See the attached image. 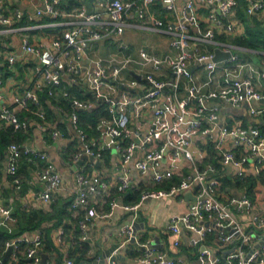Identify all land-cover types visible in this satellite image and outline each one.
Wrapping results in <instances>:
<instances>
[{
  "label": "built area",
  "instance_id": "1",
  "mask_svg": "<svg viewBox=\"0 0 264 264\" xmlns=\"http://www.w3.org/2000/svg\"><path fill=\"white\" fill-rule=\"evenodd\" d=\"M61 1L44 0V8L38 9L35 16L41 17L45 13L54 17L61 15L58 8ZM156 2L101 0V12H92L84 4L72 12L75 20L69 22L62 35L52 42V48L32 43L24 37L23 49L37 55L41 66L36 70L34 84L24 88L15 96L14 101L22 110L34 112L41 122H46L48 117L41 94L47 92L50 96L54 95L69 76L75 83L86 85L92 90L94 100L81 99L68 90L63 91V95L71 102L69 118L81 144L73 158L78 166L77 187L67 193L70 197L69 211L78 219L83 240L88 239L90 226L95 220L112 219L119 208L132 214L131 219L120 228L122 241L116 249L99 259V264H118L119 250L127 243H135L136 260L142 264H182L184 260L179 256V251L185 243L195 249L196 261L192 264H264V192L263 200L258 204V197L253 199L246 190H239L236 194H231L230 190H220L222 178L228 174L229 169L236 177L258 175L264 170V133L258 125L245 127L220 124L217 108L211 105L216 101L234 105L247 102L251 114L264 115V105H253L264 98V93L256 88L251 76L230 78L227 75L223 82L217 80L218 87L203 89L205 85L210 86L215 82L216 72L222 62L212 60L214 50L208 49V43L232 53L231 57L223 60L231 63L225 68L226 74L238 68L236 46L228 41L217 40L219 35L230 36L234 33V12L238 0H187L178 9L177 0H162L165 11L171 12V16H156L149 21L148 13ZM4 3V0H0L2 36L21 29L18 22L25 18L22 10L3 9ZM197 4L208 10L207 24L199 34L192 33V28L199 20ZM103 13H107L109 19H102ZM247 13L250 16L264 13V0H249ZM35 16L28 14L27 18L33 20ZM133 16L141 20L146 28L168 32L175 54L160 57L142 47L141 60L131 56L120 59L115 54L107 65L104 59L99 58L94 68L85 66L84 56L91 46L102 39L119 38L128 19ZM5 51L6 45L2 44L0 56ZM6 59L8 64L14 65L17 55L15 52H7ZM193 61L194 70H207L208 79L204 83L197 79L189 67ZM133 62L142 65L140 70L145 69L140 74V80H145L148 86L136 96L130 93L134 82L126 83L119 79ZM147 65L151 69L146 70ZM3 82L0 71V85ZM118 85L121 86L120 90ZM182 91L186 93L185 96L181 94ZM2 98L0 95L1 124L12 126L14 131L28 132L30 122L21 119L17 112L2 102ZM100 102H108L111 113L109 124L102 131L101 137H111L108 141L125 143L121 174L114 180L99 171H87L79 166L85 157L104 159L103 145L99 139L89 138L80 126L77 113L79 109H89ZM33 104L37 107L34 111L31 107ZM130 106H136L137 110L144 109L138 113L145 117L144 127H131ZM52 135L54 138L63 137L59 129H53ZM197 135L202 136L206 145L213 144L218 165L211 161L202 162L208 154L206 149L200 153L194 151L192 144ZM6 152L7 170L13 175L17 188L21 187V180L16 176L20 161L26 158L35 162L36 174L42 183L36 199L40 210L52 213L64 178L50 155L34 145L16 141L7 146ZM133 161L140 173L152 171L153 186L145 189L138 203L127 204L123 196L132 186L130 163ZM167 161L169 163L165 165ZM184 166L188 170L177 184L169 185L166 189L154 188L170 180ZM115 189L117 194L113 193ZM187 191L193 193L194 199L185 200L184 193ZM177 196H181V202L186 203L187 207L181 213H173L166 222L169 248H156L152 239L143 240L138 234V211L149 199ZM108 197L111 198L110 206L105 209ZM16 223L15 211L4 203L0 185V227L12 232ZM230 230L237 232V235L232 237ZM56 232L57 245L61 246L65 243L66 230L59 226ZM215 239L216 243L213 242ZM23 242L28 244L24 251L20 248ZM10 246L13 247L9 259L11 264H42L41 252H44L46 246L42 229L25 232L9 240L5 252ZM20 256L29 262L20 263ZM64 262L72 264L73 260L65 258ZM44 264L52 263L47 259Z\"/></svg>",
  "mask_w": 264,
  "mask_h": 264
},
{
  "label": "crops",
  "instance_id": "2",
  "mask_svg": "<svg viewBox=\"0 0 264 264\" xmlns=\"http://www.w3.org/2000/svg\"><path fill=\"white\" fill-rule=\"evenodd\" d=\"M3 9L8 10H22L25 14V21L20 25L21 29L16 30L8 35H0V46L2 44L6 45L5 53L0 56V68L6 69V71H1L3 74L4 82L0 85V95L3 96L2 102L7 104V106L13 109L15 112H20L22 109L15 103L14 98L17 96L24 88L31 87L34 84L36 78V70L41 66L40 59L37 55L33 53L26 52L22 47V39L24 37L28 38L30 42L42 45L45 48H52V42L60 37L63 31L69 26V22L75 20V16L70 13L62 12L61 15L54 17L49 13H45L41 17H36L35 12L44 8V0H4ZM101 0H91L86 3L90 4L88 6L89 10L92 12H101L99 8V2ZM187 0H177L176 8L186 2ZM249 0H238V4L235 7L234 20L236 22V29L230 36L219 35L217 37L218 41H228L233 43L236 48L235 51L239 55L238 68L236 71H229L228 74L225 73V68L231 63L227 61H222L219 64L218 71L216 72V79L210 86L205 85L203 89L208 90L210 88L218 87V79L223 82L225 76L228 75L230 78L235 77H245L251 76L253 82L258 90L264 93V43L259 39L254 40L251 35L255 31H264V13L250 16L247 13V7ZM196 13L199 18L198 24L192 28V33L199 34L200 31L206 26L207 19L206 15L208 10L205 6L197 4ZM28 14H33L35 18L29 20L27 18ZM165 11L162 4V0H157L156 4L148 13L147 20L153 17L168 18L171 15ZM51 17V20H44ZM102 19H109L107 13H103ZM148 21V23H150ZM19 26V25H18ZM1 28V26H0ZM136 29H142L144 32H139L138 37H140L139 45H135V39L133 38L136 34ZM126 34L127 38L130 36V42L124 40L123 36ZM107 38L106 40L99 41L91 46L88 52L84 56V65L89 68H94L96 60L102 58L105 60L104 64H108V60L115 54L118 58L124 59L128 56L136 60H141L140 49L146 47L153 54L163 57L169 54H175V49L171 46V35L163 30L153 31L152 29L146 28L141 20L136 16L130 17L128 19V24L126 25L123 33L118 36ZM237 38H243L245 40H252L256 46L249 47L243 44L236 43ZM252 38V39H251ZM122 39V41H121ZM132 39V40H131ZM116 41V42H115ZM168 44V46H167ZM217 46L213 43H208V49L214 50ZM7 52H15L17 55V60L14 65L8 64L6 59ZM196 75L197 79L204 83L208 79V73L205 68H199L194 70V61L190 63L189 66ZM9 69V70H7ZM151 69L150 65L146 66V70ZM140 66L137 62H133L129 65V68L125 70L120 80L129 83L134 82V86L131 87L132 95H139L144 92L148 86H146L145 80H140L136 77V74L140 73ZM145 71V69H144ZM7 72V73H5ZM68 89L69 92L75 94L81 99H93L92 90L86 85H80L73 81L71 76L65 79L63 84ZM77 85V90L71 91V87ZM119 86V85H118ZM121 86H119V90ZM80 92V93H79ZM83 94H87L89 97H84ZM183 96L186 95L184 91L181 92ZM51 108H53L55 116L49 118L46 122H41L38 117L26 118L30 122V128L27 132V139L24 141L28 144L34 145L37 148L46 151L52 161L57 163L58 169L63 174L64 182L60 187L59 193L56 195L55 208L63 205V203L68 202L70 197L67 195L68 191L74 190L77 187L76 183V163L74 159L67 155L66 147L69 143L77 140L78 146H81L79 137L71 125L69 113L71 109H66L62 106H54L47 102ZM212 106L217 108L218 121L220 124H226L228 126L232 125H242L245 127L250 126H260L264 127V115H254L250 112V106L247 102H241L240 104H231L223 101H216L211 103ZM254 106L260 107L264 105V102H254ZM27 111V110H24ZM131 113V127L145 126V117H141L138 113L144 111L143 108L140 110L136 109V106H130L129 109ZM138 111V112H137ZM30 112V111H27ZM140 113V114H141ZM64 126H61V124ZM109 124V119H103L100 122L102 131H104ZM3 125L0 122V126ZM67 127V128H66ZM105 127V128H104ZM53 129H59L63 137L54 138L52 135ZM103 148L110 150L111 157L107 164L105 159H90L88 157L83 158L80 167L86 169L87 171H99L103 173L107 178L114 180L121 174V160L123 151V142L120 144L118 141L110 140L107 137L98 138ZM193 149L195 152H203L206 143L201 135H197L193 141ZM169 161L165 162L167 165ZM80 169V168H79ZM18 171L20 176L17 177L21 180V187L17 188L13 175L7 170V152H0V185L3 195V201L14 211L18 208L30 211L33 209H40L39 202L36 199V193L41 190L42 183L39 181L36 174V164L31 162L26 158L20 161L18 166ZM130 175L132 178V186L136 188H151L153 186L152 171L145 174L140 173L134 166V161L130 163ZM235 174L229 169L226 176L222 178V185L220 190H230L231 194H236L239 190H245L244 188H238L235 184ZM228 180V181H225ZM260 190H264V185L260 187ZM187 193V192H186ZM186 193H184V198L186 201L194 199V196L187 198ZM192 193V192H191ZM193 194V193H192ZM263 194L257 196L258 204H261L263 200ZM181 196L165 198L167 201L178 200V203L184 206L186 209V203L181 202ZM145 206V210H152L153 204H149L147 200L139 209ZM56 210V209H54ZM183 210V211H184ZM138 211V222L136 228L138 230L139 236L145 239H152L153 245L159 249H166L170 246V238L166 231V222L169 220L170 216L175 212L158 213L155 219H150L144 221L141 219ZM54 212V211H53ZM150 213V212H149ZM72 214V213H71ZM75 217V216H74ZM132 214L130 212H125L122 209H118L112 219H97L90 226L89 237L86 241L91 244L90 260L85 261L84 264H99V259H102L114 245L122 241V236H120L119 231L121 226L130 220ZM50 223H45V225ZM53 224V221L52 223ZM46 225V226H47ZM56 231V230H55ZM231 231V236L235 237L237 232ZM67 238L65 243L59 246L61 249L65 250L70 246V233H66ZM57 232L54 233L55 245H57ZM69 237V238H68ZM216 243V239L213 241ZM218 245V244H217ZM58 246V245H57ZM195 249L188 247L185 243L180 251L179 256L183 258L184 262L182 264H192L196 261ZM44 253H47L44 251ZM136 245L135 243H127L124 247L119 250V255L117 257L118 264H142L136 260ZM48 254V261L55 264V256L52 253ZM63 264L64 261H63Z\"/></svg>",
  "mask_w": 264,
  "mask_h": 264
},
{
  "label": "trees",
  "instance_id": "3",
  "mask_svg": "<svg viewBox=\"0 0 264 264\" xmlns=\"http://www.w3.org/2000/svg\"><path fill=\"white\" fill-rule=\"evenodd\" d=\"M88 1L91 0H62L61 3L58 5L60 12L70 13L75 12L78 8H80L82 5L86 4ZM52 18H46L44 20H51ZM25 21V18H23L20 22H18V25H21L22 22ZM251 37L256 40L259 39L261 42L264 43V31L257 32L255 31ZM251 38V39H252ZM252 40H245L243 38H237L235 40L236 43L243 44L245 46L254 47L256 46L255 43ZM1 71H6L3 67L0 68ZM9 70V69H7ZM7 73V72H5ZM64 84V83H63ZM77 85H73L71 87V91L76 89ZM63 89H68L64 85L58 87L55 91V94L50 96L46 93L41 94L42 97V103L45 106L47 117L51 118L55 116L53 108L50 107V105L47 103L50 101V103L54 106H62L66 109H71V102L69 99L63 95ZM74 92V91H73ZM80 93V92H79ZM46 96V99H43V96ZM84 97H89L87 94H83ZM92 99V98H91ZM32 110L34 111L36 105H31ZM28 111V110H27ZM24 110H21L18 112V115L21 119H26L29 117H36L34 114L32 115L31 111L27 112ZM79 120H80V126L87 132L89 138L91 140L98 139L102 135V128L100 126V122L103 119H108L111 117L109 104L108 102H100L97 105L89 108V109H79L77 110ZM61 126H64L62 123ZM260 127V126H259ZM30 128V127H29ZM67 128V127H66ZM262 132L264 133V127L260 128ZM28 135L27 132L24 131H14L12 126L8 125H1L0 126V152L4 153L7 146L12 142H24L27 139ZM125 144V143H124ZM123 144V145H124ZM207 155L203 158V163L205 162H216V153L215 149L212 143L205 146ZM79 151L78 141L75 140L71 143H69L66 147L67 155L70 156V158H74L75 154ZM102 155L105 159V162L108 164L111 157L110 150L103 149ZM218 165V164H217ZM188 170L187 166H184L181 171L175 173L173 177L170 180L164 181L161 184H158V189H166L169 185L177 184L183 174ZM20 176L19 171L17 170L16 176ZM235 184L238 188H244L249 196H251L253 199H256L257 196H260L263 194L264 190H260L261 186L264 185V170H262L258 175L253 174H247L245 176H237L235 177ZM228 181V180H225ZM156 188V186H155ZM157 189V188H156ZM145 191V188H136V187H130L127 192L124 193L123 200L127 204H136L140 201L143 193ZM114 194H117L118 191L115 189L113 190ZM110 197H108V200L106 202L105 209H109V202ZM69 203L65 202L63 205L56 207L54 212L52 213H44L40 209H33L30 211H26L24 209L18 208L15 211V215L17 216V223L15 228L12 230V232H8L6 229L0 227V259L2 260L0 264H11V260L4 261L3 257L5 254V248L6 244L9 240L17 238L21 235H23L25 232L33 231L36 229H42L43 235L45 237V243L46 246L44 248V251L47 253H52L55 256V264H63V261H65V258H71L73 260L72 264H84L85 261L90 260V251H91V244L89 241L83 240L81 237L82 231L78 227V219L74 217L71 212L69 211ZM53 221V224L49 226H44L45 223H50ZM59 226H63V228L66 230V233H70V246L66 248V250L61 249L59 246L55 245L54 241V233L55 230L58 229ZM68 235H66L67 238ZM69 238V237H68ZM28 247V244L23 242L20 244V248L24 251ZM29 262L24 256H20V263H26ZM65 263V262H64Z\"/></svg>",
  "mask_w": 264,
  "mask_h": 264
},
{
  "label": "rangeland",
  "instance_id": "4",
  "mask_svg": "<svg viewBox=\"0 0 264 264\" xmlns=\"http://www.w3.org/2000/svg\"><path fill=\"white\" fill-rule=\"evenodd\" d=\"M140 30L141 31H139V29H136V31H135V34L136 35L133 37L135 39V45H139V41H141L140 40V37H138V34H140L139 32H144V31L142 29H140ZM130 36H129V38H127V36L125 34L123 36V38H124V40L130 42ZM103 40H106V39H102L101 41H103ZM112 40H114V39L112 38ZM121 41H122V39H121ZM167 46H168V44H167ZM139 66L142 67V65H140V64H139ZM140 73H144V70H141ZM62 85H60V86H62ZM55 164H57V163H55ZM154 188H155V186H154ZM156 188L158 189L159 186H156ZM148 201H149V204L150 203L153 204L152 210H148V209L145 210L144 209L145 206H144L141 209V211H139V215H140L141 219L144 220L145 222L150 219V216H151V219H155V216L158 213H162V212L164 213V211H167V212H175V213L176 212H179V213H181L184 210V206L182 204L178 203V200L177 199H175L174 201H167L165 198H163V199H153V200H150L149 199Z\"/></svg>",
  "mask_w": 264,
  "mask_h": 264
},
{
  "label": "water",
  "instance_id": "5",
  "mask_svg": "<svg viewBox=\"0 0 264 264\" xmlns=\"http://www.w3.org/2000/svg\"><path fill=\"white\" fill-rule=\"evenodd\" d=\"M88 6H90V4H88ZM231 55H232V53L230 51H224L220 47H216L214 49V56H213L212 60L215 61V62H221V61L231 57ZM136 77L139 78V79L142 78V76L140 74H136ZM43 99H46L45 95L43 96ZM262 101L264 102V98L261 100V102ZM110 138L111 137H109L108 139H110ZM77 165H79V164H77ZM229 168H231V167L229 166ZM186 196H187V198H191V197H193V194L191 193V191H187ZM117 247H118V243L116 245H114L112 247V249L106 255H108L114 248L116 249ZM12 250H13L12 246L7 248V250H6L5 254H4V257H3L4 261H9L11 253H12ZM41 253H42V257H43L42 264H44L46 262L47 258H48V254L44 253V252H41Z\"/></svg>",
  "mask_w": 264,
  "mask_h": 264
}]
</instances>
